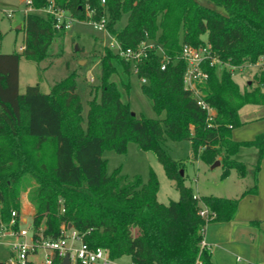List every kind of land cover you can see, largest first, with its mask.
<instances>
[{"label": "trees", "instance_id": "16d2710c", "mask_svg": "<svg viewBox=\"0 0 264 264\" xmlns=\"http://www.w3.org/2000/svg\"><path fill=\"white\" fill-rule=\"evenodd\" d=\"M52 3L80 20L107 16V29L125 49L147 40L155 46L136 64L106 46L87 108L76 71L56 81L48 92L38 83L21 93L22 55L39 64L52 55L55 39L65 36V24L58 27L54 14L38 13ZM29 4L36 10L25 13L22 52L0 53V226L10 221L13 209L21 210V195L27 191L35 208L33 229L44 237L58 238L66 223L84 233L92 247L105 248L114 260L129 255L132 264H214L210 248L201 245L207 224L234 219L241 199L259 190L264 131L236 140L232 129L245 123L240 113L244 106H264V68L241 88L231 70L205 61L202 68L208 78L200 89L214 109L209 114L185 87L188 63L181 52L184 44L209 45L214 55L231 65L258 63L264 58V0H30ZM123 14L128 15L127 22L117 30ZM163 53L170 58L164 69ZM120 67L128 80L119 84L113 76L119 75ZM133 72L163 118L133 114L130 102L123 99ZM167 138L189 140L195 157L207 164L219 159L223 177L232 169L245 177L248 165L235 155L242 147H255L254 184L238 197L197 195L185 183L183 161L164 147ZM130 141L156 153L175 181L178 200L159 201L154 170L147 181L122 174L119 168L108 173L104 151L125 153ZM204 207L205 216L200 213ZM51 264L64 263L56 255Z\"/></svg>", "mask_w": 264, "mask_h": 264}, {"label": "rangeland", "instance_id": "374dc122", "mask_svg": "<svg viewBox=\"0 0 264 264\" xmlns=\"http://www.w3.org/2000/svg\"><path fill=\"white\" fill-rule=\"evenodd\" d=\"M11 10L12 15L7 12ZM36 10L27 3V0H0V53H10L14 51L22 52L20 48L25 43L24 24L25 13ZM6 11V12H4ZM38 13L45 15V8L38 9ZM69 14V12H67ZM127 14L115 25L117 30L121 29L127 22ZM66 28L64 37L55 39L51 48L52 55L41 63L27 59L22 55L19 68L20 92L24 93L29 85L40 84L44 92L50 91L51 86L58 80L66 77L72 71L77 73L78 91L87 102L95 94L97 75L101 71V58L105 52V47L110 46L114 51L118 49L115 35L107 28H96L90 20H80L72 18ZM22 25L20 28L19 26ZM206 37V36H205ZM149 41V40H148ZM152 42V41H149ZM61 54V55H58ZM264 68V64H245L237 69L233 77L240 84L241 88L254 80V75ZM119 75H114L113 80H128L127 75L119 68ZM251 80V81H250ZM119 83V84H120ZM123 99L129 101L131 108L138 116L149 118H163L164 113L158 114L152 107L151 101L142 90V80L133 72L130 76V91L127 94L123 91ZM264 110V106L248 104L241 110V117L245 122L236 126L232 130L234 139H251L256 134L264 131V117H259ZM167 152L175 159L182 160L185 174V183L192 187L197 195H218L238 197L247 188L254 184L252 168L257 161V151L255 147L245 146L235 155V158L248 165L249 172L245 177H240L236 169H232L230 175L223 177V165L212 166L200 158L195 157L192 144L189 140H174L167 138L164 141ZM103 158L107 160V171L112 173L119 168L122 174L129 177L139 175L144 181L150 176V171L154 170L159 180L158 199L160 202L168 204L172 200H178L180 193L176 188L175 181L170 179L159 161L156 153L152 150L141 149L136 142L128 143L127 151L119 153L113 149H106ZM258 184L261 182V195L253 197L251 203V220L264 227V157L258 175ZM21 199L32 204L27 195V191L22 192ZM22 203V207H23ZM35 212V208L32 204ZM28 222L32 224V217L28 215ZM258 225V226H259ZM136 233V229H134ZM44 251L39 250L37 258H43ZM11 259V252L8 247L0 244V261L7 263ZM8 260V261H7ZM116 264H132L129 255H123L115 259ZM236 257L229 264H238Z\"/></svg>", "mask_w": 264, "mask_h": 264}, {"label": "built area", "instance_id": "2783aa9c", "mask_svg": "<svg viewBox=\"0 0 264 264\" xmlns=\"http://www.w3.org/2000/svg\"><path fill=\"white\" fill-rule=\"evenodd\" d=\"M104 1V0H103ZM30 3V0H27ZM46 12L52 13L57 18V26L65 27L69 25V21L73 18L67 11L61 7H54L50 4L45 8ZM6 12V11H4ZM8 16L12 15L11 10L7 12ZM96 28H107V16L101 20H91ZM118 49L124 58L133 61L136 64L143 56H146L147 49L155 46L154 42L143 41L135 48H123L119 42ZM23 45L20 47L23 49ZM160 51L163 48L160 46ZM182 58L187 63V70L184 75L185 87L191 90L198 99V104L207 109L209 114H214V109L205 101L200 84L204 83L208 78V73L202 68L205 61H209L210 65L219 64L231 70L232 74L242 66H234L228 62L221 61L212 53L209 45L195 47L191 44H184L181 52ZM256 64L263 63L264 58L260 59ZM170 58L163 53L161 68H165ZM249 65H253L249 63ZM137 72V68H134ZM145 81V79H143ZM64 210V208H63ZM200 213L207 215L208 209L204 207ZM84 233H80L71 224L66 223L61 226V235L58 238L44 237L42 232L35 233L32 224L28 222V217L23 210L13 209L11 211V219L8 223H2L0 226V244L9 248L11 252V264H26L33 261L36 264H51L53 258L58 255L64 260L69 254V264H116L115 260L109 257L108 251L103 247H92L85 239ZM202 247L207 246L203 240ZM44 251L43 258L38 259L39 250Z\"/></svg>", "mask_w": 264, "mask_h": 264}, {"label": "crops", "instance_id": "0c3cea01", "mask_svg": "<svg viewBox=\"0 0 264 264\" xmlns=\"http://www.w3.org/2000/svg\"><path fill=\"white\" fill-rule=\"evenodd\" d=\"M263 117L264 110L255 119ZM244 122L247 121L244 120ZM259 185L261 190V182L258 184V189ZM260 190L255 194H247L241 199L238 212L234 219L207 224L204 241L212 252L214 264H229L235 257L239 262L238 264H264V227L261 224L259 225V223L253 222L250 213L253 197L260 196ZM21 209L27 216H33L34 214L32 204H28L27 200H24Z\"/></svg>", "mask_w": 264, "mask_h": 264}, {"label": "water", "instance_id": "95a60500", "mask_svg": "<svg viewBox=\"0 0 264 264\" xmlns=\"http://www.w3.org/2000/svg\"><path fill=\"white\" fill-rule=\"evenodd\" d=\"M133 114H135L134 111H133ZM220 164H221V161L218 159V160H216V161L212 164V166L214 167V166H217V165H220ZM181 173H182V174L184 173V170H183V169H181ZM69 261H70V259H69V254H67V255L64 257L63 263H64V264H69ZM0 264H11V263H10V262L4 263L3 261H0Z\"/></svg>", "mask_w": 264, "mask_h": 264}]
</instances>
